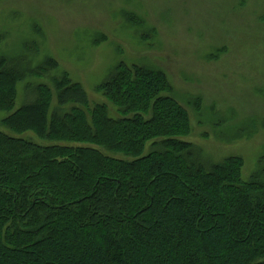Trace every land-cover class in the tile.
<instances>
[{"label": "trees", "instance_id": "trees-1", "mask_svg": "<svg viewBox=\"0 0 264 264\" xmlns=\"http://www.w3.org/2000/svg\"><path fill=\"white\" fill-rule=\"evenodd\" d=\"M112 69L93 103L56 59L0 53V264H264V157L204 162L167 73Z\"/></svg>", "mask_w": 264, "mask_h": 264}, {"label": "rangeland", "instance_id": "rangeland-1", "mask_svg": "<svg viewBox=\"0 0 264 264\" xmlns=\"http://www.w3.org/2000/svg\"><path fill=\"white\" fill-rule=\"evenodd\" d=\"M239 4L0 0V53L32 67L56 59L93 103L103 101L96 88L120 62L164 70L191 113L187 140L200 148L202 160L219 163L240 156L248 179L264 157V0ZM35 82L20 84L16 108L30 100L28 86ZM195 99L202 101L201 113ZM245 124L255 125L253 137H244Z\"/></svg>", "mask_w": 264, "mask_h": 264}]
</instances>
